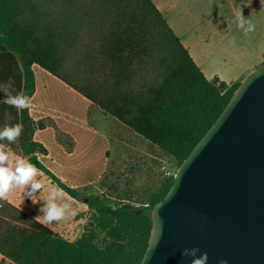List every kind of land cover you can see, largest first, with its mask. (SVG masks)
<instances>
[{"label":"trees","instance_id":"1","mask_svg":"<svg viewBox=\"0 0 264 264\" xmlns=\"http://www.w3.org/2000/svg\"><path fill=\"white\" fill-rule=\"evenodd\" d=\"M81 20L91 25L79 35ZM33 64L175 160L177 168L240 84L207 79L151 0H0V74L5 79L17 71L16 93L31 97ZM16 123L23 130L8 145L11 150L35 164L71 199L84 197L85 210L74 219L92 220L79 238L69 241L0 201V255L10 264H140L150 238L152 207L164 198L175 173L136 206L131 189L122 190L114 177L107 151V167L96 185L116 199L86 194L91 186L70 188L37 159L47 151L33 141V132L52 123L34 122L28 109L16 110ZM56 138L67 151L72 149L69 136L56 131Z\"/></svg>","mask_w":264,"mask_h":264},{"label":"water","instance_id":"2","mask_svg":"<svg viewBox=\"0 0 264 264\" xmlns=\"http://www.w3.org/2000/svg\"><path fill=\"white\" fill-rule=\"evenodd\" d=\"M140 264H264V63L244 77L229 102L180 163L151 210Z\"/></svg>","mask_w":264,"mask_h":264},{"label":"crops","instance_id":"3","mask_svg":"<svg viewBox=\"0 0 264 264\" xmlns=\"http://www.w3.org/2000/svg\"><path fill=\"white\" fill-rule=\"evenodd\" d=\"M151 2L207 79L218 77L225 83L240 82L255 68L246 66V64H230L221 69L193 49L192 44L180 29L172 21L169 22L166 16L172 11L191 7L189 0H151ZM231 11L234 14L239 12L236 8H232ZM248 18L255 24V31L249 34L250 37L254 35L252 44L255 57L253 59L255 62H264V0H257L253 3ZM217 26L223 31L225 24L221 23ZM259 45L262 48L258 50ZM31 69L34 77V91L30 97L32 107L28 110L29 117L34 122L44 120L52 123V125L33 132V141L41 144L47 151L46 155H37L38 161L70 188L83 189L95 186L105 172L108 162L106 153L109 151L110 141L107 133L98 126L105 123L106 116L93 107L83 95L39 65L33 64ZM19 82V75L15 70L9 78L4 79L0 74V85H9L11 89H15L14 93L19 88ZM4 99L0 97V129L5 125L16 124L17 109L15 107L12 109L7 106L8 104L2 103ZM56 131L71 138L73 147L70 151L58 142ZM14 149L12 151L16 156L22 157ZM36 179L43 180L46 185L44 190L36 193L37 196L34 199L39 200L36 204H33L20 188L14 189L7 200L8 203L33 218L41 215L39 208L44 204L43 199L47 196V186L51 185L50 180L42 172ZM65 199L75 208L76 200L70 197L68 199L65 197ZM62 223H64L63 220L43 225L62 236L59 232Z\"/></svg>","mask_w":264,"mask_h":264},{"label":"rangeland","instance_id":"4","mask_svg":"<svg viewBox=\"0 0 264 264\" xmlns=\"http://www.w3.org/2000/svg\"><path fill=\"white\" fill-rule=\"evenodd\" d=\"M256 1L189 0L191 7L172 11L166 16L169 22L172 21L180 29L197 53L207 57L219 68L223 69L230 64H246V66L257 68L264 62H255L253 59L255 57L252 44L254 35L249 36L253 34L252 32L247 36L244 35L234 22L238 13L234 14L231 11L232 8L237 10L241 8L242 15L248 19L249 12ZM221 23L225 24L223 31L217 26ZM88 25L91 24L81 20L77 26L78 34L82 32L80 30L82 27H88ZM261 48L259 45L258 50ZM59 54L62 56L61 53ZM61 59L64 66L69 69L71 67L69 59H66L64 55ZM98 126L107 133L110 141V169L122 190L131 189L132 202L136 206L146 200L149 192L156 189L160 181L176 172L175 160L160 153L115 119L106 116L105 123ZM86 194L111 195L113 199H116L113 194L97 185L89 187ZM66 198L68 199L67 196ZM85 204L84 197L76 200L74 208L76 213L84 211ZM91 220V217L75 220L74 216H70L63 220L64 223L60 225L59 232L65 239L73 241L81 236ZM0 264H9V262L0 255Z\"/></svg>","mask_w":264,"mask_h":264},{"label":"clouds","instance_id":"5","mask_svg":"<svg viewBox=\"0 0 264 264\" xmlns=\"http://www.w3.org/2000/svg\"><path fill=\"white\" fill-rule=\"evenodd\" d=\"M234 22L243 31L245 36L255 31V24L250 18L246 19L242 15L241 8ZM14 91L15 89L10 90L9 85H0V92L5 94V99L2 103L13 106L18 111L31 110L32 99L22 91L13 95ZM22 130L23 125L21 123L10 126L5 125L0 129V141H7V144L0 143V201H7L9 194L14 189L20 188L23 190V194L30 198L33 204H36L39 201L34 199L37 196L36 193L38 191L41 192L46 187L43 180L36 179L41 170L35 164L28 162V159L25 157H17L8 146L18 140ZM65 197L66 193L64 189L58 184L52 183L50 186H47V196L43 199L44 204L39 208L41 215H37L34 219L47 225L74 216L76 210L72 207L71 203L66 201ZM199 252V248L194 247L185 249L181 255L192 257L191 264H207L208 254L204 252L198 255Z\"/></svg>","mask_w":264,"mask_h":264}]
</instances>
